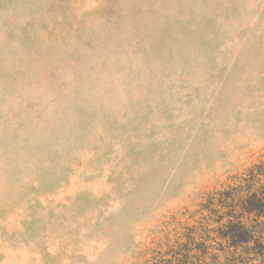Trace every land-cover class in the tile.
Instances as JSON below:
<instances>
[{"label": "rangeland", "instance_id": "1", "mask_svg": "<svg viewBox=\"0 0 264 264\" xmlns=\"http://www.w3.org/2000/svg\"><path fill=\"white\" fill-rule=\"evenodd\" d=\"M263 162L264 0H0V264H264Z\"/></svg>", "mask_w": 264, "mask_h": 264}, {"label": "trees", "instance_id": "2", "mask_svg": "<svg viewBox=\"0 0 264 264\" xmlns=\"http://www.w3.org/2000/svg\"><path fill=\"white\" fill-rule=\"evenodd\" d=\"M261 176L264 177V162L254 166L249 171V177L244 179L247 187L245 194L239 192V190H236L238 193L234 194L231 191L222 190L216 192L217 196L209 198L210 204H214V201L217 200L214 205H219L222 208L220 210L209 207L211 211L215 212L216 221L219 223L218 235L226 243L225 246L221 244V250L224 247L231 246L236 249L251 241L255 245L263 246L258 238L261 232L264 231V182L260 183ZM256 183H259V186L252 189V186H255ZM232 189L234 190V188ZM224 218L226 221H222ZM244 218H246V221H243ZM192 242L195 243L193 238L190 237L187 243H181L180 245L189 246ZM197 247L206 246L204 242H201ZM188 248L186 247V250H190ZM179 254L176 251L174 255L172 254V258L162 259L161 262L163 264H185V262H181ZM184 257H188L187 253L184 254Z\"/></svg>", "mask_w": 264, "mask_h": 264}]
</instances>
